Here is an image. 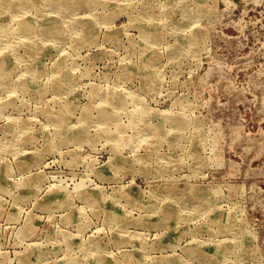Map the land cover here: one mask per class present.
<instances>
[{
	"label": "rangeland",
	"instance_id": "1",
	"mask_svg": "<svg viewBox=\"0 0 264 264\" xmlns=\"http://www.w3.org/2000/svg\"><path fill=\"white\" fill-rule=\"evenodd\" d=\"M0 264H264V0H0Z\"/></svg>",
	"mask_w": 264,
	"mask_h": 264
},
{
	"label": "bare ground",
	"instance_id": "2",
	"mask_svg": "<svg viewBox=\"0 0 264 264\" xmlns=\"http://www.w3.org/2000/svg\"><path fill=\"white\" fill-rule=\"evenodd\" d=\"M25 2V1H24ZM26 3V2H25ZM12 9V8H11ZM30 23V22H29ZM28 24V23H27ZM29 26H30V24H29ZM42 26V25H41ZM49 27V26H48ZM24 28H26L25 26H24ZM35 28V27H34ZM152 29V28H151ZM38 30V29H37ZM45 31V30H44ZM35 32V31H34ZM54 32V31H53ZM156 32V31H155ZM153 34V33H152ZM151 33H148V32H146L144 35H145V38L147 39V40H149L148 38H150V39H153V38H155L154 37V35H152ZM144 39V38H143ZM150 42V41H149ZM37 43V42H36ZM40 43V42H39ZM3 70L4 69H7V68H5V65L3 66V68H2ZM201 201V200H200Z\"/></svg>",
	"mask_w": 264,
	"mask_h": 264
}]
</instances>
